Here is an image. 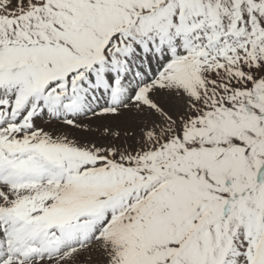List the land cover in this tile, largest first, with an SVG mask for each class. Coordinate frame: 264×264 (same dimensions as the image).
Wrapping results in <instances>:
<instances>
[{"label": "snow or ice", "instance_id": "snow-or-ice-1", "mask_svg": "<svg viewBox=\"0 0 264 264\" xmlns=\"http://www.w3.org/2000/svg\"><path fill=\"white\" fill-rule=\"evenodd\" d=\"M0 264H264V0H0Z\"/></svg>", "mask_w": 264, "mask_h": 264}]
</instances>
